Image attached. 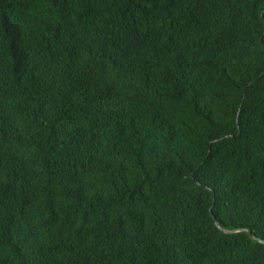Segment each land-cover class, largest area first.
Listing matches in <instances>:
<instances>
[{
  "label": "trees",
  "instance_id": "trees-1",
  "mask_svg": "<svg viewBox=\"0 0 264 264\" xmlns=\"http://www.w3.org/2000/svg\"><path fill=\"white\" fill-rule=\"evenodd\" d=\"M251 235L264 0H0V264H264Z\"/></svg>",
  "mask_w": 264,
  "mask_h": 264
},
{
  "label": "water",
  "instance_id": "water-1",
  "mask_svg": "<svg viewBox=\"0 0 264 264\" xmlns=\"http://www.w3.org/2000/svg\"><path fill=\"white\" fill-rule=\"evenodd\" d=\"M226 231H229V230H226ZM256 241H259V242H262V243H264V239H262V238H257V237H255V236H253V235H251Z\"/></svg>",
  "mask_w": 264,
  "mask_h": 264
}]
</instances>
